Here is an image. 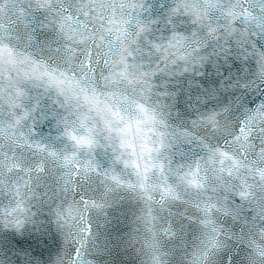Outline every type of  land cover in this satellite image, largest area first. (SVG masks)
I'll return each instance as SVG.
<instances>
[{"label": "snow or ice", "instance_id": "obj_1", "mask_svg": "<svg viewBox=\"0 0 264 264\" xmlns=\"http://www.w3.org/2000/svg\"><path fill=\"white\" fill-rule=\"evenodd\" d=\"M260 35L264 0H191L175 7L147 0H0V106L13 115L23 108V116L16 117L20 123L39 110V96L33 100L31 89L54 94L55 105L74 108L87 135H69L88 149L97 146L93 129L103 124L108 135L102 147L112 149L113 166L103 168L97 157V163L87 160L70 167L72 160L65 157L68 171L56 177L64 190L103 179L109 190L126 189L147 201L159 192L160 202L166 204L179 198L174 185L185 184L206 195L209 190L220 192L214 201L208 196L199 202L205 225L213 211L239 215L245 206L250 215L256 214L253 220L264 223V198L259 196L264 190V101H252L227 120L223 117L231 113L230 105L201 112L191 122L180 119L179 113L175 122L171 120L182 94L174 90L180 87L178 81L173 83L177 76L189 70L195 76L206 66L219 74L220 59L227 63L255 56L264 62ZM182 42L190 43L173 51ZM209 50L215 63L209 64V56L203 55ZM181 67L183 72L176 70ZM227 80L239 86V77ZM202 88L215 94L205 82L186 81L189 95ZM203 128L211 131H198ZM8 159L9 170L18 167ZM121 168L131 173L127 179ZM154 174L160 182L149 190L146 182ZM4 188L21 197L11 210H24L31 177L5 183ZM64 211L72 216L77 209L69 205ZM142 219L155 226L150 213ZM163 228L168 231L174 225ZM208 243L215 247L218 242ZM250 243L248 264H260L257 257L264 259V245L254 239ZM239 255L232 256L231 264Z\"/></svg>", "mask_w": 264, "mask_h": 264}, {"label": "clouds", "instance_id": "obj_2", "mask_svg": "<svg viewBox=\"0 0 264 264\" xmlns=\"http://www.w3.org/2000/svg\"><path fill=\"white\" fill-rule=\"evenodd\" d=\"M165 2L175 7L191 0H147L149 4ZM259 40L264 44V35ZM188 43L182 42L173 51L178 53ZM203 55L209 56V64L217 61L210 50ZM219 63L222 65L219 74L206 66L199 69L204 75L194 76L189 70L176 77L173 83L178 81L180 87L174 90L182 94L177 96L172 109L173 122L177 113L180 119L191 122L201 112L220 111L230 105L231 113L223 117L227 120L238 116L252 101L256 104L264 101V62L249 56L246 61L234 58L224 63L220 59ZM176 70L183 72L182 67ZM228 76L239 77V86L230 84ZM189 79H195L198 84L205 82L207 89L215 94L208 95L202 88L189 95L186 89ZM30 91L33 100L39 96V110L30 112L20 123H16V117L23 116V108L16 109L13 115L11 109L0 106V264H87L88 261L91 264H231L237 252L240 255L236 264H248L252 253L250 241L254 239L264 245L261 231L264 223L261 219L253 220L256 214L250 215L247 206L239 215L213 211L208 216L209 224L201 222L199 202L208 196L214 201L219 191L209 190L206 195L190 185L176 184L179 198L162 204L159 192L152 193V200L147 201L126 189L112 186L109 190L103 179L64 190L57 185L56 177L68 171L63 167L65 157L72 160L70 167L87 160L97 163V157L103 168L113 166L112 149L105 151L102 147L107 144L108 134L100 123L93 129L96 147L77 145L69 133L79 138L87 132L81 128L74 108L55 105L54 94L39 89ZM53 113L58 114L56 119L52 118ZM198 131L207 133L211 129ZM116 140L113 136L114 145ZM53 152L55 156L51 155ZM9 157L18 167L9 170ZM260 164L264 166V161ZM119 171L125 179L131 175L129 170ZM29 176L31 190L23 197L24 210L13 212L11 209L21 197L4 188V184L23 183ZM159 182L160 178L154 174L146 183L151 190ZM259 196L264 198V190ZM85 200L89 203L85 204ZM93 202L103 206L94 207ZM69 205L77 209L72 216L64 211ZM146 213L155 218V226L145 224L142 218ZM169 223L174 228L164 231L163 226ZM210 239L218 242L215 247L209 245ZM257 259L264 264V259Z\"/></svg>", "mask_w": 264, "mask_h": 264}]
</instances>
